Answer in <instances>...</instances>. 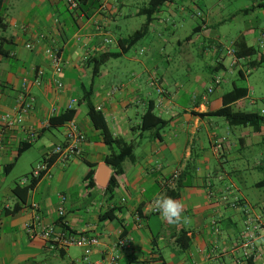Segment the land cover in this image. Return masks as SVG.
Here are the masks:
<instances>
[{
  "label": "crops",
  "instance_id": "1",
  "mask_svg": "<svg viewBox=\"0 0 264 264\" xmlns=\"http://www.w3.org/2000/svg\"><path fill=\"white\" fill-rule=\"evenodd\" d=\"M149 1L87 0L69 11L66 0H2L7 29L0 32V264H76L84 255L91 264H105L119 231L131 243L119 249L118 264H264V196L258 192L264 184L247 180L262 172L264 154L256 148L264 126L254 131L204 115L219 109L222 95L234 88L246 89L247 95L233 110L256 104L251 96L257 67L252 65L264 54V45H258L264 0H236L242 4L233 10L223 0H168L151 16L145 35L128 44L147 21ZM210 1L217 2L202 9L200 3ZM239 38L258 54L231 66L226 49ZM30 41L37 45L32 51L25 48ZM52 43L61 50L62 89L55 86L44 54ZM103 53L119 56L94 74L88 60ZM38 69L44 77L35 86ZM24 77L32 108L21 125L7 126L1 119L16 117ZM155 80L163 95L156 93ZM209 88L212 93L203 100ZM71 99L77 101L72 120L85 138L82 155L65 163L54 158L19 202L14 189L30 183L20 180L65 142V123L50 125L49 119L64 113ZM86 101L103 116L114 139L134 145L133 160L119 175L105 162L118 146L104 144ZM261 101L262 107L244 112L264 114ZM151 105L152 113L167 121L158 132L141 130ZM90 171L91 186L85 180ZM111 177L113 190L108 189ZM60 194L66 197L64 225L99 242L89 253L31 238L26 231L36 217L61 229ZM158 196L182 201L189 222L169 224L150 214ZM247 218L258 225L250 250L242 244ZM181 232L189 240L184 250L183 239L177 241Z\"/></svg>",
  "mask_w": 264,
  "mask_h": 264
},
{
  "label": "built area",
  "instance_id": "2",
  "mask_svg": "<svg viewBox=\"0 0 264 264\" xmlns=\"http://www.w3.org/2000/svg\"><path fill=\"white\" fill-rule=\"evenodd\" d=\"M79 2L77 0H66V6L69 11H74L78 8ZM106 8V3H102L100 6V10H104ZM100 31L99 28H97ZM44 39V35H40L38 41H42ZM259 47H263L264 45V26L261 30L259 41ZM36 42L30 41L25 44V48L29 51L35 49ZM44 54L50 62L51 68L53 70L54 75L56 76L54 83L57 89H62L63 83L59 78L63 64L61 60V50L59 45L50 44L44 50ZM226 54L232 57L233 61L231 66L237 65L238 59L235 56V51L233 45L226 49ZM87 59V55L84 57ZM44 77L43 70H35L32 83L35 86H40L42 79ZM157 85L156 93L158 95H163L165 93V89L160 85L158 80H155ZM29 85L28 78L24 77L21 79V92L16 100L15 115L14 120L10 119L9 115H4L2 117V122L7 126H12L14 123L21 125L24 119V115L27 111L32 108L34 99L27 95V88ZM116 89H113L115 91ZM212 93V89H207L205 92L201 94V98L205 100L209 94ZM27 99V100H26ZM76 99H71L67 105L66 110H71L76 105ZM99 110V109H98ZM65 142L63 144L55 146L51 149L48 154L38 162L35 167L32 169L31 173L27 177H23L20 180V184H26L30 182L31 179H37L40 176L42 177L47 171L48 159L55 158L57 161L61 163H65L73 158H78L82 155V144L85 140L84 135L77 129L73 120H69L65 122ZM34 136H32L33 140ZM66 197L63 194L58 196V206L56 209L57 217L61 221V229H56L53 224H44L41 223L38 217H36V224H27L26 231L31 238L36 236L41 237L43 240L51 241L56 244L58 247L67 248L71 246L83 248L87 253L91 248L98 245V240L94 237H88L80 233H75L67 226L64 225L63 219L66 214L65 210ZM155 205L151 207L150 214L152 215H160L158 211H154ZM36 208V206H35ZM247 212V211H246ZM135 220L138 226H141V217L139 215L135 216ZM36 226V227H35ZM258 228L256 222H253L251 218H247L245 231L243 234V247L246 250H250L253 245L255 239V231ZM131 240L122 235V231L118 232V241L114 247V250L110 253L108 259L105 264H118L119 261V249L121 248H129ZM76 264H91L89 257L84 255L80 261Z\"/></svg>",
  "mask_w": 264,
  "mask_h": 264
},
{
  "label": "trees",
  "instance_id": "3",
  "mask_svg": "<svg viewBox=\"0 0 264 264\" xmlns=\"http://www.w3.org/2000/svg\"><path fill=\"white\" fill-rule=\"evenodd\" d=\"M79 2L78 8L80 4H85L87 0H77ZM168 0H150L148 3L147 8V21L145 25L135 33L133 37L127 40L128 44L138 40L139 38L143 37L147 32L148 24L150 23L151 16L155 13L157 7L162 5L164 2ZM264 8V2L260 5ZM7 29V24L4 21L3 12H2V0H0V32H3ZM233 48L235 51L236 58L243 59V58H253L258 54V49L254 47L247 46L243 38L237 39L234 44ZM0 54L2 52L0 51ZM118 54L112 53H103L98 56L92 57L88 60V62H92V70L95 74L96 71L102 66L106 61L110 58L118 57ZM264 63V54H260L259 61L253 63V67H257L258 65ZM89 93V92H88ZM247 95V90L244 88H234L231 91L226 92L221 97L222 106L214 112L206 113L204 115H208L211 117H220L223 118L230 126L235 127H250L254 131H259L262 126H264V114L259 112H244V111H235L232 108V105L245 98ZM82 101V99H81ZM87 106V115L89 117L90 122L94 126L95 129L100 131L104 144L111 147L112 145L118 146V153L111 154L105 160L106 164H108L112 169L115 175H119L123 171V165L127 162H132L133 160V151L134 145L132 143H126L122 140H117L112 137V134L109 128L106 125V122L103 116L95 110V108L86 101ZM75 111L73 109L66 110L64 113L52 117L49 119L50 125H61L65 122L72 120ZM167 125V121L159 118L155 114L152 113V105L149 107L147 112L142 116V124L141 130L142 131H156L162 130ZM261 146L264 147V137L261 141ZM25 147H21L19 151H21ZM264 154V151H263ZM54 158L48 159L47 168L52 164ZM262 172H264V161L262 166ZM92 175L93 171H90L85 180L88 181V185H92ZM41 179V176L37 179H31L29 185L24 186L22 188L16 187L14 189V193L18 198L19 202H24L28 192L36 185V183ZM264 184L263 181H261ZM115 187L114 177H111L110 184L108 186L109 190H113ZM111 212V211H110ZM108 214V213H107ZM106 216V215H105ZM183 239V243L181 242V249H186L189 244V240L186 237V233L181 232L177 236V241Z\"/></svg>",
  "mask_w": 264,
  "mask_h": 264
},
{
  "label": "rangeland",
  "instance_id": "4",
  "mask_svg": "<svg viewBox=\"0 0 264 264\" xmlns=\"http://www.w3.org/2000/svg\"><path fill=\"white\" fill-rule=\"evenodd\" d=\"M216 2L217 1H210L208 3H200V5H202L203 7L202 9L205 10V7H211V5ZM223 4L227 6L226 9L233 10L235 8H240L242 2L236 0H223ZM252 74L254 75L253 77L255 79V91L252 92L253 95L251 96V98L256 99V104L252 107L249 106L247 108L240 109L243 111H252L263 106L261 100L264 98V63L258 65L256 71L253 72ZM256 150L258 153L263 154L264 147L259 145L257 146ZM247 180L249 182H254V183L260 181L264 182V172H260V171L254 172L252 175L247 176ZM258 192L260 196H264V187H258Z\"/></svg>",
  "mask_w": 264,
  "mask_h": 264
},
{
  "label": "clouds",
  "instance_id": "5",
  "mask_svg": "<svg viewBox=\"0 0 264 264\" xmlns=\"http://www.w3.org/2000/svg\"><path fill=\"white\" fill-rule=\"evenodd\" d=\"M154 211H158L161 217L169 224H178L183 221L189 222V218L183 217L184 204L182 201L169 196H158L154 200Z\"/></svg>",
  "mask_w": 264,
  "mask_h": 264
}]
</instances>
